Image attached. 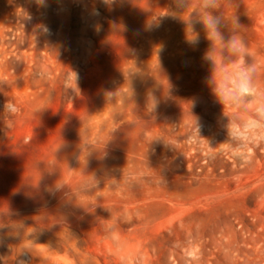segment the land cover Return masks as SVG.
<instances>
[{
  "label": "rangeland",
  "instance_id": "rangeland-1",
  "mask_svg": "<svg viewBox=\"0 0 264 264\" xmlns=\"http://www.w3.org/2000/svg\"><path fill=\"white\" fill-rule=\"evenodd\" d=\"M209 11L216 33L202 0H0V247L264 264L262 102L215 64L244 36L264 89V0Z\"/></svg>",
  "mask_w": 264,
  "mask_h": 264
},
{
  "label": "bare ground",
  "instance_id": "bare-ground-1",
  "mask_svg": "<svg viewBox=\"0 0 264 264\" xmlns=\"http://www.w3.org/2000/svg\"><path fill=\"white\" fill-rule=\"evenodd\" d=\"M243 39L245 45V54L242 60L248 59L247 52V39L244 36H237ZM241 61L240 54L230 50L229 55L222 60L215 62L216 66L222 73L223 80L226 85L233 87L238 83V73L244 72L237 69V64ZM248 80L251 86V91L254 90L259 101L264 102V89L258 83V80L254 76H248ZM0 255L3 262L0 264H46L53 261V264H64L58 257H54L51 253L47 252L42 247H32L25 245L22 242L19 243H6L0 247ZM30 257L27 261L26 258ZM68 264V263H65ZM85 264H91L89 262Z\"/></svg>",
  "mask_w": 264,
  "mask_h": 264
},
{
  "label": "clouds",
  "instance_id": "clouds-1",
  "mask_svg": "<svg viewBox=\"0 0 264 264\" xmlns=\"http://www.w3.org/2000/svg\"><path fill=\"white\" fill-rule=\"evenodd\" d=\"M202 7L207 13V19L203 21L204 24L206 25L209 31H214L216 33L217 26L219 23L217 18L211 15V12L209 10L218 7V0H202ZM230 46L233 52L240 54L241 62H242L243 55L245 54V45L243 39L240 37H233ZM234 89L242 96L252 94L251 86L247 74L245 72L238 73V83L234 85ZM5 107H7L9 111H15V109L10 104H6ZM257 114L260 117V119L251 121L250 122L251 127L264 130V102H262L258 107ZM233 139L241 140L242 137L233 135Z\"/></svg>",
  "mask_w": 264,
  "mask_h": 264
}]
</instances>
